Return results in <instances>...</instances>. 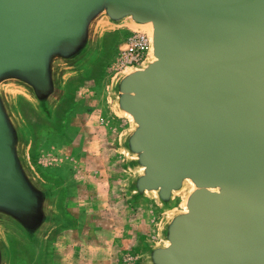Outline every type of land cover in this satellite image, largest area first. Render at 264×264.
<instances>
[{
  "label": "water",
  "instance_id": "obj_1",
  "mask_svg": "<svg viewBox=\"0 0 264 264\" xmlns=\"http://www.w3.org/2000/svg\"><path fill=\"white\" fill-rule=\"evenodd\" d=\"M126 28L149 52L109 82L114 149L165 215L140 264H264V0H0V264H50L73 227L34 152Z\"/></svg>",
  "mask_w": 264,
  "mask_h": 264
},
{
  "label": "rangeland",
  "instance_id": "obj_2",
  "mask_svg": "<svg viewBox=\"0 0 264 264\" xmlns=\"http://www.w3.org/2000/svg\"><path fill=\"white\" fill-rule=\"evenodd\" d=\"M130 31L116 32L97 75L74 86L59 128L39 134L34 163L59 182L74 224L53 237L50 264H140V239L158 241L153 231L165 215L154 201L141 208L128 203L124 184L130 173L114 149L129 123L110 115L108 85L123 70L117 60ZM14 264L29 262L19 256Z\"/></svg>",
  "mask_w": 264,
  "mask_h": 264
},
{
  "label": "built area",
  "instance_id": "obj_3",
  "mask_svg": "<svg viewBox=\"0 0 264 264\" xmlns=\"http://www.w3.org/2000/svg\"><path fill=\"white\" fill-rule=\"evenodd\" d=\"M149 39L144 32H132L123 41L117 65L120 69L139 67L147 58Z\"/></svg>",
  "mask_w": 264,
  "mask_h": 264
},
{
  "label": "bare ground",
  "instance_id": "obj_4",
  "mask_svg": "<svg viewBox=\"0 0 264 264\" xmlns=\"http://www.w3.org/2000/svg\"><path fill=\"white\" fill-rule=\"evenodd\" d=\"M132 28L134 29V27H132ZM147 28H148V27H147ZM147 28H146V29H147ZM135 29H136V28H135ZM142 29H143V28H142ZM142 31H144V30H142ZM147 31L149 32V28L147 29Z\"/></svg>",
  "mask_w": 264,
  "mask_h": 264
}]
</instances>
